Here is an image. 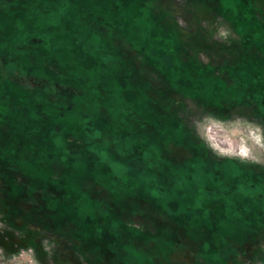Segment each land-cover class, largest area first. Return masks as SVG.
<instances>
[{
  "label": "trees",
  "instance_id": "16d2710c",
  "mask_svg": "<svg viewBox=\"0 0 264 264\" xmlns=\"http://www.w3.org/2000/svg\"><path fill=\"white\" fill-rule=\"evenodd\" d=\"M155 1L0 0V157L16 167L26 160L36 170L56 161L71 173L70 184L90 173L121 186L129 180L200 236L204 260L229 264L232 241H248L264 227L263 176L235 159L178 164L162 151L161 135L180 142L186 129L167 130L153 107L157 95L133 59L174 90L202 99L216 88L204 77L217 68L182 60L184 28ZM216 1L211 11L243 48L236 61L218 67L233 80L219 95L264 104V20L254 0ZM110 32L127 40L133 54L109 42ZM11 132L18 138L7 139ZM28 136L40 137L43 147L33 149ZM51 170L45 177L54 179ZM101 224L120 226L114 217ZM125 227L132 237L137 228ZM218 244L224 248L217 251ZM127 254L131 263L158 260L133 244Z\"/></svg>",
  "mask_w": 264,
  "mask_h": 264
},
{
  "label": "rangeland",
  "instance_id": "374dc122",
  "mask_svg": "<svg viewBox=\"0 0 264 264\" xmlns=\"http://www.w3.org/2000/svg\"><path fill=\"white\" fill-rule=\"evenodd\" d=\"M216 3L155 1L184 28L180 31L182 60L187 65L197 60L217 68L209 74L211 79L204 77L205 85L210 86L213 79L216 83L210 97L176 91L140 57L133 61L157 95L153 107L166 121L167 130L178 124L186 129L180 142L169 140L166 133L159 137V146L168 158L178 164L199 157L235 159L247 163L264 180V104L219 95L233 80L218 67L236 61L243 48L230 24L211 11ZM254 12L264 20V0H254ZM106 38L124 56L133 54L123 37L110 32ZM5 137L17 139L18 135L11 132ZM28 138L25 142L33 149L43 147L40 137ZM8 161L0 157V264H212L204 260L206 249L200 236L129 180L121 186L95 180L90 173L70 184L66 178L71 173L56 161H47L38 168L41 170L27 165L26 160L19 167ZM50 167L54 179L45 177ZM201 182L208 180L203 176ZM106 217H114L120 226L106 228L101 224ZM125 224L137 228L132 237H128ZM198 229L214 233L204 226ZM212 238L215 241L216 235ZM131 244L158 260L129 262ZM232 245L231 264H264V227L252 239L232 241ZM223 248L218 244L216 250Z\"/></svg>",
  "mask_w": 264,
  "mask_h": 264
},
{
  "label": "flooded vegetation",
  "instance_id": "af4514ba",
  "mask_svg": "<svg viewBox=\"0 0 264 264\" xmlns=\"http://www.w3.org/2000/svg\"><path fill=\"white\" fill-rule=\"evenodd\" d=\"M228 263H230V264H231L230 260L228 261Z\"/></svg>",
  "mask_w": 264,
  "mask_h": 264
}]
</instances>
